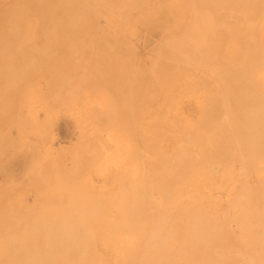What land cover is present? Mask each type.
<instances>
[{
    "label": "rangeland",
    "instance_id": "obj_1",
    "mask_svg": "<svg viewBox=\"0 0 264 264\" xmlns=\"http://www.w3.org/2000/svg\"><path fill=\"white\" fill-rule=\"evenodd\" d=\"M69 1L71 2L70 5ZM91 1L30 0L29 2V0H0V238L1 241H4L5 247L8 246L6 251L7 255L4 256V258L1 257L0 264H21L8 256L13 254L14 256L20 257L22 255L21 248L23 240L21 241L20 237H24L21 238L24 239V245L26 243L28 244H26L28 248H30L29 244L31 242V248H38V243L40 245L42 242V234L40 233H43L50 219L53 217L55 218V216L57 218L68 217V215L72 216L71 218L74 220L79 218L83 225L84 235L86 238H89V242H93H88L84 250L79 247V249L75 248L73 253L71 251L72 254L77 256L72 255L74 259H83L80 264H146L145 258L147 254L149 252L153 253L155 248L158 249V247L162 245L159 243L161 239H159V237L150 240L152 249L147 248L146 244L150 225L153 224L152 222H158L162 217L164 218L159 221L162 230L164 232L168 230V236L172 235L174 231H177V234L174 232L175 236L180 235L177 236V238L174 237L176 239H173L174 242H169L175 245H173L174 248H172L171 251L169 250V253L167 249H165V255L168 258L166 261L169 260L172 262H165L166 264H180L182 261L184 262L181 264H188V257L186 256L188 254L189 257L192 256V258H189L192 260V264H195L196 260H198L197 264H250L248 258L250 260L252 256H256L257 254L255 253L261 250L258 246L261 247L264 243H262L261 240L264 239V232L262 231L264 230V225H259L261 216L255 215V218L253 217L254 214H251L248 219H246V222L252 225V231L254 232L253 236L256 237V242L254 243L252 241L253 243L251 244L249 243L251 241H244L240 226H238V218H236L239 215L237 211H235L238 210L239 212L240 208L238 207L239 205L233 203L242 195L248 194L246 196L250 197L249 202L255 207L254 211L257 213H264V199H262L264 198V193H262V189L264 188V153L258 154L252 159L249 158L250 143L248 142L250 141V134L253 133V129L248 127L246 129L240 122L244 118L243 115L250 112L253 103L252 100L254 96L257 95L256 92L260 97H264V77L261 76L263 73L260 72L261 69L262 72H264V60L260 64V68L258 67L255 71L250 68L255 61L254 54L257 51H263L264 47V0H217L219 2H216V0H176L177 2L174 0ZM239 1H241V3ZM178 2H183L184 4ZM253 3L256 5L253 6ZM79 4L83 5L80 6ZM91 4H94V7H92ZM249 4V8L254 11L251 12L250 9H246ZM84 5L89 11L83 7ZM251 6L253 7L251 8ZM199 7L201 9H199ZM243 7L245 11L242 10ZM196 10H201L200 14L196 12ZM68 11H70V13ZM146 11H148V13L150 11V13L148 14ZM244 12H246V14ZM192 14L194 16H192ZM82 15L85 16L83 17ZM83 18H85V20ZM248 18L251 19V22ZM81 19L84 21L82 24ZM89 19L90 22L88 21ZM65 21H67V23ZM29 23L31 24L29 25ZM260 26L261 29H259ZM232 27H234V29ZM260 36L262 38H260ZM213 44L217 45L215 46ZM214 47H217V49H214ZM256 49L257 51H255ZM236 51H239V53ZM232 52L235 54L233 58V55H231L233 54ZM208 56L211 58H208ZM234 58L236 60L231 61ZM229 62L232 65H230ZM236 62H244L245 70L249 73L250 69L252 70L251 74L253 76L249 74L252 79L248 80L242 77L246 76L248 78V72L244 70V72L241 73L240 70H237ZM29 68L33 69L30 73H26L30 71ZM257 70L260 73H258ZM219 71L222 72L221 76H219ZM257 73L258 75L260 74V79ZM222 78H224V81H227L224 82L222 80V82ZM257 79L260 81H256ZM250 80H253V82L256 81V83L250 82ZM255 84H257V86L259 84L258 88H260V90L258 89V91H260V93L257 91V88H254ZM260 85H262V87H260ZM46 87H48V89ZM224 88L226 89L224 90ZM244 88L246 90H244ZM226 91L228 93H226ZM221 93H225L226 96ZM222 96H225V100L227 98L226 102H224V97L221 98ZM225 103L228 104L226 105ZM226 108L228 112H226ZM202 110L204 112H202ZM194 128H196L197 132L194 131ZM236 128L240 129V131L236 130ZM204 129L206 133L203 131ZM216 129L218 130L215 131ZM189 131L192 132V135L189 134ZM249 131H252V133ZM201 132L205 135H200ZM211 134L214 136L212 138H215L214 141L212 138L208 139ZM189 135L191 136L189 137ZM219 135L222 136L219 137ZM239 137H241V139ZM191 138H193L191 141L192 143L190 142ZM196 138L197 140L194 142ZM211 139L212 143H209L208 141ZM200 141L203 144H201ZM204 141L207 143L204 144ZM262 148L264 150V141H262ZM176 149L179 150L177 151ZM246 150L249 153H247ZM191 151L193 152L191 153ZM235 151L236 153L234 154ZM155 152L157 154L159 153V156L161 154V156L159 157ZM176 153H178V156H176ZM114 154L117 155L114 156ZM126 154L127 157L124 156ZM163 156L164 158H162ZM167 156L169 157L167 158ZM173 156L175 157L173 158ZM187 157L190 160L192 159L191 161L194 162V164L196 163L198 165L195 164L197 168L194 166L195 168L192 171L187 170L186 172L185 169H182V167L178 165V161L175 162V160L176 158H178V160L180 158L185 164ZM247 158L249 160H247ZM168 159L170 161H168ZM160 161L164 164L165 161H168L173 165L172 167L170 163L165 165L162 164L165 166L164 170L162 169L164 173L168 169L166 165H169V170L172 168L169 171L170 173L171 171L174 172L177 168L178 170L181 168V170L178 171V173H175L177 172L175 171L174 174H164L161 172L162 165ZM158 162H160V164ZM156 164H158V166ZM175 164H177V168ZM198 166H201L202 170L200 167V169L197 170ZM154 167L156 168L155 171H153ZM174 167L176 168L175 170H173ZM256 167L257 169L255 170ZM148 169L149 173L151 172L150 174H148ZM195 169L199 173L195 171ZM157 170H159L160 173L157 172ZM145 171H147V174L144 173ZM159 174L160 176L162 175L161 178L164 176L162 182L164 183L165 195L158 189V191L156 190L160 182L158 183L155 176ZM149 175L150 178H155L154 181L148 178ZM167 175L170 177H165ZM202 175H204V177ZM79 176L81 177L79 178ZM118 177L120 178L119 181L122 182L118 181ZM142 177H147V180L145 178L143 181ZM171 177L173 178L171 179ZM195 179L196 181L198 180V182H194ZM75 180L77 182H75ZM145 180L148 181V185H144L146 182ZM165 180L166 184L164 182ZM136 181L139 183H136ZM194 183L196 185H194ZM119 184H123V186L120 188ZM130 184L132 187H129ZM136 184L138 185L136 186ZM150 185L154 187L153 189H155L156 192ZM175 185L176 189L174 188ZM133 186H135L136 189L139 186V189H137L139 191ZM146 186L147 192L145 191ZM149 186L151 188H149ZM178 188L179 190H177ZM257 188L260 189V192ZM117 189H121L123 192L120 193L121 191ZM53 190H55V192H53ZM124 190H127L129 195L128 193L124 194V192H126ZM131 191L132 194L130 195ZM133 192L136 193L134 195L135 198H132ZM144 192L146 197L144 199L145 201L142 200L141 203H139L140 207H142L141 214L143 216L141 217L140 215L137 219H134L136 220V227H134V231H132L122 224L124 223L123 212L128 208L130 209V207L134 205V201L136 200V203L139 195ZM157 192L162 193V196L160 193L158 195ZM181 192L183 193L181 194ZM72 193L77 196L81 195L82 199H80V196L77 198L74 196L77 201L74 200ZM85 193L88 194L87 196L89 197H93V195L95 197V194H97L96 196L98 198L94 201V197H88L89 200ZM258 193L262 195L259 199ZM48 194L50 196H48ZM121 194L123 197H121ZM177 194L178 197L176 196ZM108 195L112 198H108ZM113 195H116V197ZM169 195L171 197L174 196L171 198ZM193 195L196 201L191 199ZM83 197L89 201L83 200ZM129 197L134 201H131ZM43 198L46 201H40V199ZM57 198L59 200H57ZM107 198L110 199V201H107ZM69 199L73 200V202L75 201V206L81 204V207L82 203L80 200H82V202L85 203H83L85 208L82 207V209L78 206V209L83 210V213L86 211L89 212V210L91 212V210L97 207L95 206V208H93L92 206L98 204V201L101 200L100 202L102 203L98 205L100 206L102 204V207L105 205L103 209H106L107 204L106 211L99 207L102 209L100 210L101 215L103 211V214L106 212V216L96 215L100 214V211H98L99 208L95 209V213L98 211L96 214L91 213L93 216H98L97 218L95 216L92 218L93 216H91L90 212L89 215H87L88 212L85 214L79 212L81 215L77 216L78 212L76 214V207L74 206V210L73 203ZM173 199H175V201H173ZM153 200H156L158 203L156 204V201H154V203ZM254 200L255 202H252ZM79 201L80 204H77L76 202ZM126 201L130 204L129 206L124 205ZM176 201H178L179 204ZM68 202H71L72 205H69ZM92 202L94 203L93 205H91ZM120 202H123L122 205L119 204ZM173 202H176V205L179 207L177 208ZM182 202L185 203L183 204ZM52 203L56 206L52 205ZM145 204H147V207H145ZM186 204H188V207ZM201 205L203 206L200 208L199 206ZM63 206L66 208L63 209ZM49 207L53 211L50 210ZM69 207L73 208V213L70 211L71 209H69ZM182 207H185V209ZM203 207L204 209L207 208L209 211L205 209L206 212ZM44 208L47 210V212L45 210V213L43 210ZM182 209L185 210V213ZM188 209L190 212L198 210V212L204 214L203 218L209 223V227H214L215 225L219 226L223 222L224 228L221 226L219 227L224 231L226 230L225 232L223 231L221 235L222 238L227 234L226 239H224L225 237L222 238L224 243L221 240L218 248L217 246L211 245L208 249L204 246H198L199 248L194 247L192 242H188V240H186L188 226L190 227L188 224ZM210 209L212 210L211 213ZM62 210L65 211L61 212ZM68 210L72 213H70L71 215L69 213L66 214ZM147 210L150 211L148 212ZM92 212L94 213V211ZM118 212H122L120 213L121 218L118 216ZM34 213H36L35 217ZM180 213H182L184 218ZM20 216H24L23 221L21 220L22 222H20L21 224L17 222L22 219ZM32 217H37V219ZM110 217L115 218L113 220L118 218L117 220H120L121 224L118 221L114 222L112 219H108V221H113V224L111 222L108 223L106 218ZM223 217L226 218L221 220ZM96 219L103 223L105 220L106 224L103 225L102 222L99 223ZM145 219L149 221H143L145 224H142V220ZM166 219H168L169 222ZM176 219L179 220V222ZM47 220L48 223L45 222ZM174 220L177 222H174ZM116 222H118V225L116 224L115 226L114 223ZM171 222H174L173 227ZM29 223L32 224L30 225ZM178 223H182L180 227ZM37 224L40 229L36 226ZM107 224L111 227L112 232L110 231V227L107 229V226L106 229L109 233L106 235L104 234V227ZM168 224L171 226H168ZM32 228L34 229L31 230ZM221 228L220 230H222ZM100 229L104 230L101 231ZM179 230L183 232L181 231V233ZM118 231L120 233H118ZM258 231L262 238L259 237L260 235H256V233H259ZM26 232H30L28 237L25 235ZM115 232L116 235L118 234L120 236L122 232L124 236L126 233L129 234V232H131V237H129L130 235L128 236V234H126L125 237L117 236L119 241H116L117 238L114 239V237H112L115 235L113 234ZM134 232L135 235L132 234ZM17 233L19 236L22 233L21 236L18 237L20 243L22 242L21 245L18 244ZM136 237L140 239L138 238L137 241ZM179 237L181 238L180 240ZM247 237L249 236L247 235ZM120 238L123 239L121 240ZM240 238H243L242 242L245 246L248 245L245 244L246 242L249 243L252 248L250 249L248 245L249 247L244 246V249ZM245 239L247 238L245 237ZM257 240L259 242L258 244H256ZM28 241H30V243H28ZM121 241L123 246L120 243V247L118 243ZM126 241H129L128 245ZM161 241L162 239L160 242ZM175 241L177 243H175ZM14 243H17V245L15 244L16 247ZM140 243H143L142 245L144 246ZM182 244L185 247H183ZM116 246H118V248L123 247V250L116 249ZM16 248L18 253L16 252ZM216 248L219 250H216L217 253L215 252ZM246 248H249V250ZM173 249L174 251H172ZM177 249L180 250L177 251ZM227 249H229V252ZM185 250L193 255L187 253V251L185 252ZM220 250L224 251V255H222ZM78 252L82 254L77 255ZM194 252L197 253L195 254ZM239 252L242 254L239 255ZM19 253H21V255ZM174 253H176V255ZM179 253L184 255L183 257H186V259H183ZM230 254L231 256H229ZM171 255L172 258H169ZM177 255H179V257H177ZM227 255L230 258H228ZM176 257L179 259L177 260ZM232 258L234 260H232ZM98 259L100 260L98 261ZM185 260L187 263H185ZM216 260L218 261L216 262ZM199 261H202V263ZM231 261H233V263H231ZM260 263L261 262H259V264Z\"/></svg>",
    "mask_w": 264,
    "mask_h": 264
},
{
    "label": "bare ground",
    "instance_id": "obj_2",
    "mask_svg": "<svg viewBox=\"0 0 264 264\" xmlns=\"http://www.w3.org/2000/svg\"><path fill=\"white\" fill-rule=\"evenodd\" d=\"M32 1V0H31ZM68 1V0H67ZM91 1V0H90ZM95 1V0H94ZM97 1V0H96ZM173 1V0H172ZM174 1H176V0H174ZM202 1H205V0H202ZM215 1V0H214ZM236 1V0H235ZM247 1H249V0H247ZM257 1V0H256ZM29 2H30V0H29ZM58 2V1H57ZM63 2V1H62ZM74 2H75V0H74ZM79 2V1H78ZM92 2V1H91ZM137 2H139V1H137ZM177 2V1H176ZM200 2V1H199ZM216 2H219V1H217L216 0ZM229 2V1H228ZM240 3H241V1H239ZM245 2V1H244ZM73 3V2H72ZM77 3V2H76ZM170 3V2H169ZM171 3H173V2H171ZM178 3H183V2H178ZM205 3V2H204ZM210 3V2H209ZM208 3V4H209ZM238 3V2H237ZM243 3V2H242ZM257 3V2H256ZM28 4V3H27ZM51 4V3H50ZM60 4V3H59ZM63 4V3H62ZM71 4V2L69 1V5ZM88 4H90V3H88ZM139 4V3H138ZM184 4V3H183ZM196 4V3H195ZM225 4V3H224ZM244 4V3H243ZM246 4V3H245ZM260 4H261V2H260ZM24 5V4H23ZM32 5V4H31ZM61 5V4H60ZM65 5H67V4H65ZM69 5H68V7H69ZM80 5V4H79ZM83 4H81L80 6H82ZM92 5V4H91ZM94 5V4H93ZM92 5V7H94ZM212 5V4H211ZM256 4L255 3H253V6H255ZM79 6V7H80ZM136 6V5H135ZM146 6V5H145ZM144 6V7H145ZM169 6V5H168ZM194 6V5H193ZM246 6H247V4H246ZM253 6H251V8L253 7ZM30 7V6H29ZM74 7H76V6H74ZM83 7H85V5L83 6ZM185 7H186V5H185ZM195 7V6H194ZM250 7V4H249V6H248V8H246V9H250L249 8ZM257 7V6H256ZM64 8V7H63ZM86 8V7H85ZM89 8H90V6H89ZM75 9V8H74ZM145 9H147V8H145ZM164 9V8H163ZM172 9V8H171ZM199 9H201L200 7H199ZM204 9V8H203ZM240 9V8H239ZM244 9V7L242 8V10ZM264 9V8H263ZM63 10V9H62ZM86 10L87 11H89V9L88 8H86ZM85 10V11H86ZM158 10V9H157ZM188 10V9H187ZM156 11V10H155ZM193 11V10H192ZM201 11V10H200ZM200 11L199 10H196V12H199V14H200ZM206 11H207V9H206ZM243 11H245V10H243ZM250 11L252 12V11H254V10H252V9H250ZM249 11V12H250ZM263 11V10H262ZM62 12V11H61ZM69 13H70V11H68ZM79 12H80V9H79ZM147 13H148V11H146ZM152 12V11H151ZM154 12V11H153ZM218 12V11H217ZM242 12V11H241ZM240 12V13H241ZM247 12V11H246ZM246 12H244L245 14H246ZM249 12H248V14H249ZM261 12V11H260ZM149 13H150V11H149ZM148 13V14H149ZM18 14V13H17ZM20 14V13H19ZM47 14V13H46ZM48 14H49V12H48ZM54 14V13H53ZM66 14V13H65ZM68 14V13H67ZM89 14V13H88ZM152 14V13H151ZM247 14V15H248ZM250 14H252V13H250ZM41 16H43L42 14H40ZM50 15V14H49ZM71 15V14H70ZM70 15H68V16H70ZM196 15V14H195ZM65 16V15H64ZM74 16V15H73ZM81 16V15H80ZM83 16V15H82ZM85 16V15H84ZM83 16V17H84ZM149 16H151V15H149ZM192 16H194L193 14H192ZM224 16V15H223ZM248 16H251V15H248ZM152 17V16H151ZM190 17V16H189ZM208 17H210V16H208ZM53 18H54V16H53ZM65 18V17H64ZM193 18V17H192ZM246 18V17H245ZM252 18V17H251ZM259 18V17H258ZM257 18V19H258ZM59 19V18H58ZM68 19V18H67ZM73 19V18H72ZM71 19V20H72ZM84 20H85V18H83ZM88 19V18H87ZM90 19H92V18H90ZM90 19L88 20L89 22H90ZM249 19V18H248ZM253 19V18H252ZM212 20V19H211ZM228 20V19H227ZM251 19H249V21H250ZM27 21V20H26ZM62 21H64V20H62ZM194 21H195V18H194ZM207 21H208V19H207ZM257 21V20H256ZM255 21V22H256ZM56 22V21H55ZM66 23H67V21H65ZM78 22H80V21H78ZM77 22V23H78ZM84 21H82V19H81V24L83 23ZM251 22V21H250ZM264 22V21H263ZM37 23V22H36ZM50 23V22H49ZM87 23V22H86ZM93 23V22H92ZM31 23H29V25H30ZM75 24V23H74ZM90 24V23H89ZM192 24V23H191ZM213 24V23H212ZM260 24H262V23H260ZM259 24V25H260ZM27 25V24H26ZM206 25V24H205ZM263 25H264V23H263ZM36 26V25H35ZM84 26V25H83ZM192 26V25H191ZM188 27H190V26H188ZM221 27V26H220ZM19 28V27H18ZM66 28V27H65ZM231 28V27H230ZM233 29H234V27H232ZM259 28V27H258ZM17 29V28H16ZM26 29V28H25ZM84 29V28H83ZM92 29V28H91ZM214 29V28H213ZM259 29H261V26H260V28ZM258 29V30H259ZM236 30V29H235ZM234 30V31H235ZM196 31V30H195ZM203 31V30H202ZM261 31H263V30H261ZM82 32V31H81ZM259 32H260V30H259ZM208 33V32H207ZM223 33V32H222ZM237 33V32H236ZM255 33V32H254ZM263 33H264V31H263ZM262 33V34H263ZM43 34V33H42ZM45 34V33H44ZM240 34V33H239ZM253 34V33H252ZM259 34H261V33H259ZM215 35V34H214ZM244 35V34H243ZM251 35V34H250ZM249 35V36H250ZM201 36V35H200ZM235 36V35H234ZM233 36V37H234ZM262 36V35H261ZM260 36V38H262ZM212 37H213V35H212ZM215 37V36H214ZM229 38V37H228ZM235 38H236V36H235ZM234 38V39H235ZM207 39V38H206ZM216 39H217V37H216ZM219 39V38H218ZM231 39V38H230ZM210 40V39H209ZM44 41V40H43ZM48 41H49V39H48ZM53 41V40H52ZM198 41H199V39H198ZM197 41V42H198ZM213 41V40H212ZM220 41V40H219ZM231 41V40H230ZM194 42H196V41H194ZM45 43H46V41H45ZM83 43V42H82ZM200 43V42H199ZM215 43H216V41H215ZM254 43V42H253ZM186 44V43H185ZM194 44H196V43H194ZM201 44V43H200ZM205 44V43H204ZM240 44V43H239ZM246 44V43H245ZM255 44V43H254ZM42 45H43V43H42ZM187 45V44H186ZM196 45H198V44H196ZM213 45H217V44H213ZM45 46V45H44ZM188 46H190L189 44H188ZM195 46V45H194ZM200 46V45H199ZM233 46V45H232ZM40 47H43V46H40ZM77 47V46H76ZM193 47V46H192ZM197 47V46H196ZM202 47V46H201ZM210 47V46H209ZM213 47V46H212ZM219 47V46H218ZM47 48V47H46ZM190 48H191V46H190ZM199 48V47H198ZM205 48H206V46H205ZM238 48V47H237ZM257 48V47H256ZM200 49H202V48H200ZM211 49V48H210ZM214 49H217V47L215 48L214 47ZM254 49V48H253ZM252 49V50H253ZM40 50H41V48H40ZM193 50L195 51V49L193 48ZM203 50V49H202ZM206 50V49H205ZM236 50V49H235ZM237 50H239V49H237ZM242 50V49H241ZM251 50V51H252ZM208 51V50H207ZM224 51V50H223ZM222 51V52H223ZM255 51H257V49L255 50ZM254 51V52H255ZM213 52V51H212ZM237 52V51H236ZM235 52V53H236ZM242 52V51H241ZM42 53V52H41ZM207 53V52H206ZM209 53V52H208ZM214 53H216V52H214ZM224 53H226V52H224ZM228 53H229V51H228ZM233 54H231V55H233L232 56V58L235 56V54H234V52H232ZM237 53H239V51L237 52ZM43 54V53H42ZM189 54H191V53H189ZM194 55V54H193ZM206 55V54H205ZM222 55V54H221ZM224 55H226V54H224ZM230 55V54H229ZM255 56H254V58H255V61L252 63V67H250L253 71H255L259 66H260V64L262 63V61L264 60V47H263V51H257L255 54H254ZM227 56V55H226ZM196 57V56H195ZM203 57V56H202ZM210 56H208V58H209ZM243 57H244V55H243ZM248 57V56H247ZM252 57V56H251ZM33 58V57H32ZM199 58V57H198ZM206 58V57H205ZM211 58V57H210ZM195 59V58H194ZM223 59V58H222ZM245 59V58H244ZM247 59V58H246ZM39 60V59H38ZM38 60H37V62H38ZM226 60V59H225ZM231 60V59H230ZM234 60H236L235 58L233 59V60H231V61H234ZM226 61H228V60H226ZM251 61V60H250ZM32 62V61H31ZM30 62V63H31ZM195 62V61H194ZM217 62H219V61H217ZM264 62V61H263ZM28 63V62H27ZM33 63V62H32ZM204 63V62H203ZM226 63V62H225ZM230 63V62H229ZM205 64V63H204ZM234 64V63H233ZM236 64H237V70H240L241 71V73L242 72H244V70H245V65H244V62L242 63V62H239V63H237L236 62ZM29 65V64H28ZM213 65V64H212ZM230 65H232L231 63H230ZM264 65V64H263ZM263 65H262V67H263ZM27 66V65H26ZM39 66V65H38ZM37 66V67H38ZM228 66V65H227ZM31 67H32V65H31ZM216 67V66H215ZM34 68V67H33ZM32 68V69H33ZM226 68V67H225ZM233 68H234V66H233ZM260 68V67H259ZM30 69V71H27L26 73H30L31 71H32V69L31 68H29ZM29 69H27V70H29ZM39 69V68H38ZM250 69V73L247 71V70H245L246 72H248V75L250 74V75H252L251 73V70ZM15 70V69H14ZM237 70H236V72H237ZM264 70V69H263ZM24 71V70H23ZM229 71V70H228ZM258 71V70H257ZM217 72V71H216ZM220 72V71H219ZM260 72L261 73H263V75H264V72H262V69L260 70ZM259 71H258V73H260ZM22 73V72H21ZM47 73V72H46ZM221 73L222 72H220V75L219 76H221ZM225 73V72H224ZM239 73V72H238ZM258 73H257V75H258ZM62 74V73H61ZM226 74V73H225ZM15 75V74H14ZM250 75L248 76V78L246 77V76H242V77H245L246 79H252L251 77H250ZM255 75V74H254ZM256 75V76H257ZM263 75H261L262 77H264ZM253 76V75H252ZM260 74L258 75V78L260 79ZM178 77H179V75H178ZM218 77V76H217ZM226 77V76H225ZM27 78V77H26ZM46 79V78H45ZM64 79V78H63ZM224 78H222L221 79V81L223 80ZM256 79V78H255ZM259 79H257L256 81H258ZM20 80V79H19ZM30 80V79H29ZM241 80V79H240ZM16 81H17V79H16ZM224 81V80H223ZM222 81V82H223ZM227 80H225L224 82H226ZM253 82V80H250V82ZM256 81H254L253 83H256ZM260 81V80H259ZM262 81H263V79H262ZM262 81H261V83H262ZM56 82V81H55ZM64 83V82H63ZM158 83V82H157ZM252 83V84H253ZM264 83V82H263ZM164 84V83H163ZM260 84V83H259ZM259 84H258V86H257V84H255V86H254V88L256 89L257 88V91H258V89L260 90V88H258L259 87ZM14 85V84H13ZM17 85V84H16ZM249 85H250V83H249ZM17 87V86H16ZM207 87H208V84H207ZM260 87H262V85H260ZM9 88H10V86H9ZM47 89H48V87H46ZM50 88V87H49ZM54 88V87H53ZM226 88H224V90H225ZM121 90V89H120ZM168 90V89H167ZM207 90V89H206ZM244 90H246L245 88H244ZM264 90V89H263ZM166 91V90H165ZM261 91H262V88H261ZM42 92V91H41ZM259 93H260V91H258ZM67 93V92H66ZM167 93V92H166ZM212 93V92H211ZM226 93H228L227 91H226ZM255 93V92H254ZM263 93V92H262ZM205 94V93H204ZM208 94H209V92H208ZM221 94H223V93H221ZM246 94H248V93H246ZM256 94L258 95V93L256 92ZM55 95V94H54ZM154 95V94H153ZM223 95H225V93L223 94ZM229 95V94H228ZM257 95H255L254 96V99L252 100L253 101V103H252V107H251V109H250V112L249 113H247L246 115H243L244 116V118L242 119V121H240L242 124H243V127H245L246 129H247V127L248 128H251V129H253V133H252V131H249L250 133H252V134H250L251 135V138H250V141L248 142V143H250V155H249V158H254L255 156H257L258 154H263L264 152V150H263V148H262V141H264V97L262 98V97H260L259 95L257 96ZM145 96V95H144ZM207 96V95H206ZM226 96V95H225ZM225 96H222L221 98H223L224 97V102H226V100H227V98H226V100H225ZM263 96H264V93H263ZM41 97V96H40ZM111 97V96H110ZM153 97V96H152ZM233 97H234V95H233ZM250 97H252V96H250ZM229 101V100H228ZM74 102V101H73ZM206 102V101H205ZM223 102V101H222ZM230 102V101H229ZM245 102V101H244ZM230 103H232V102H230ZM229 103V104H230ZM235 103V102H234ZM226 104V103H225ZM228 104V103H227ZM226 104V105H227ZM66 105V104H65ZM112 105V104H111ZM208 105H209V102H208ZM234 105H236V104H234ZM206 106V105H205ZM242 106V105H241ZM240 106V107H241ZM222 107V106H221ZM227 107V106H226ZM229 107H230V105H229ZM243 107V106H242ZM11 108V107H10ZM143 109V108H142ZM232 109V108H231ZM243 109H244V107H243ZM225 110H227V108L225 109ZM240 110V109H239ZM231 111V110H230ZM245 111V110H244ZM111 112V111H110ZM146 112V111H145ZM202 112H204L203 110H202ZM220 112V111H219ZM226 112H228V110L226 111ZM248 112V111H247ZM230 113V112H229ZM246 113V112H245ZM204 114V113H203ZM98 115V114H97ZM96 115V116H97ZM105 115V114H104ZM228 115V114H227ZM7 116V115H6ZM99 116V115H98ZM204 116V115H203ZM225 116V115H224ZM230 117V116H229ZM113 118V117H112ZM227 119V118H226ZM231 119V118H230ZM213 120V119H212ZM218 120V119H217ZM216 120V121H217ZM232 121V120H231ZM235 121V120H234ZM234 121H233V123H234ZM113 122V121H112ZM222 122V121H221ZM218 123V122H217ZM223 123V122H222ZM227 123V122H226ZM236 123V122H235ZM105 124V123H104ZM111 124V123H110ZM94 125V124H93ZM106 125V124H105ZM112 125V124H111ZM145 125V124H144ZM214 125V124H213ZM220 125H221V123H220ZM233 125V124H232ZM104 126V125H103ZM130 126V125H129ZM195 126V125H194ZM236 126V125H235ZM234 126V127H235ZM98 127V126H97ZM115 127V126H114ZM148 127V126H147ZM221 127V126H220ZM224 127V126H223ZM222 127V128H223ZM241 127V126H240ZM113 128V127H112ZM118 128V127H117ZM193 128V127H192ZM215 128V127H214ZM222 128H220V129H222ZM233 128V127H232ZM102 129V128H101ZM104 129H105V127H104ZM115 129V128H114ZM121 129V128H120ZM130 129H131V127H130ZM149 129V128H148ZM195 130V132H197V130H196V128H194ZM206 129V128H205ZM203 130L204 132L206 131V130ZM218 129H219V127H218ZM218 129H216L215 131H217ZM242 129V128H241ZM96 130V129H95ZM106 130V129H105ZM112 130V129H111ZM236 130H239L240 131V129H238V128H236ZM250 130V129H249ZM104 131V130H103ZM121 131V130H120ZM157 131V130H156ZM202 131V132H203ZM238 131V132H239ZM247 131V130H246ZM96 132V131H95ZM124 132H125V130H124ZM191 131H189V134H191L192 135V132H193V130H192V132L190 133ZM201 132V134L200 135H202L203 133ZM222 132V131H221ZM248 132V133H249ZM104 133V132H103ZM112 133V132H111ZM115 133H117V132H115ZM206 133V132H205ZM228 133V132H227ZM119 134V133H118ZM126 134V133H125ZM194 134V133H193ZM224 134H225V132H224ZM237 134H239V133H237ZM242 134V133H241ZM247 134V133H246ZM246 134H244V135H246ZM191 135H189V137L191 136ZM203 135H205V134H203ZM215 135V134H214ZM235 135H236V132H235ZM234 135V136H235ZM240 135V134H239ZM238 135V136H239ZM127 136V135H126ZM125 136V137H126ZM186 136V135H185ZM195 136V135H194ZM222 136V135H221ZM220 135H219V137H221ZM120 137V136H119ZM124 137V138H125ZM128 137V136H127ZM188 137V138H189ZM193 137V136H192ZM202 137V136H201ZM212 137H214L212 134H211V136L208 138V139H210V138H212ZM218 137V138H219ZM224 137V136H223ZM237 137V136H236ZM235 137V138H236ZM101 138V137H100ZM116 138V137H115ZM144 138V137H143ZM199 138V137H198ZM240 139H241V137H239ZM105 139V138H104ZM192 139L193 138H191V140H190V142L192 141ZM204 139H206V138H204ZM213 139V138H212ZM212 139L210 140V141H208L209 143H212L211 141H212ZM220 139V138H219ZM223 139V138H222ZM226 139V138H225ZM248 139V138H247ZM105 140H107V139H105ZM122 140V139H121ZM186 140H187V138H186ZM197 140V138L194 140V142ZM200 140V139H199ZM198 140V141H199ZM201 140H203V139H201ZM215 140V138L213 139V141ZM245 140V139H244ZM103 141V140H102ZM116 141V140H115ZM123 141V140H122ZM124 141H125V139H124ZM150 141V140H149ZM206 141V140H205ZM204 141V144L205 143H207V142H205ZM228 141V140H227ZM226 141V142H227ZM236 141H237V139H236ZM239 141V140H238ZM243 141V140H242ZM147 142V141H146ZM155 143V142H154ZM192 143V142H191ZM200 143H201V141H200ZM214 143V142H213ZM239 143V142H238ZM246 143V142H245ZM245 143H244V145H245ZM105 144V143H104ZM146 144V143H145ZM190 144V143H189ZM197 144H198V142H197ZM201 144H203V143H201ZM217 144V143H216ZM237 144V143H236ZM242 144V143H241ZM149 145V144H148ZM191 145V144H190ZM238 145V144H237ZM110 146V145H109ZM208 146H210V145H208ZM226 146V145H225ZM241 146V145H240ZM248 146V145H247ZM115 147V146H114ZM159 147V146H158ZM224 147V146H223ZM232 147V146H231ZM231 147H230V149H231ZM237 147V146H236ZM132 148H134V147H132ZM207 148V147H206ZM241 148V147H240ZM130 149V148H129ZM129 149H128V151H129ZM185 149V148H184ZM244 149V148H243ZM135 150V149H134ZM138 150V149H137ZM154 150V149H153ZM177 151L179 150V149H176ZM183 150V149H182ZM236 150V149H235ZM249 150V149H248ZM96 151V150H95ZM136 151V150H135ZM232 151H234V150H232ZM92 152H93V150H92ZM116 152V151H115ZM117 152H118V150H117ZM173 152V151H172ZM175 152V151H174ZM193 151H191V153H192ZM245 152V151H244ZM246 152H247V150H246ZM137 153V152H136ZM156 153V152H155ZM179 153V152H178ZM178 153H176V156H178L177 154ZM185 153V152H184ZM236 153V151L234 152V154ZM247 153H249V152H247ZM93 154V153H92ZM99 154H102V153H99ZM130 154V153H129ZM133 154V153H132ZM157 154V153H156ZM159 154V153H158ZM157 154V155H158ZM163 154V153H162ZM194 154V153H193ZM204 154V153H203ZM115 155H117V154H114V156ZM131 155V154H130ZM139 155V154H138ZM166 155V154H165ZM164 155V156H165ZM170 155H171V153H170ZM179 155H181V154H179ZM187 155V154H186ZM189 155V154H188ZM205 155V154H204ZM223 155V154H222ZM96 156V155H95ZM102 156V155H101ZM124 156H126L127 157V154L126 155H124ZM159 156V155H158ZM160 156H161V154H160ZM159 156V157H160ZM164 156L162 157V158H164ZM243 156V155H242ZM247 156V155H246ZM97 157V156H96ZM95 157V158H96ZM100 157V156H99ZM118 157V156H117ZM119 157H120V155H119ZM158 157V158H159ZM169 156H167V158H168ZM175 156H173V158H174ZM76 158V157H75ZM161 158V159H162ZM181 158V157H180ZM179 158V160H181V161H179L178 160V158H176V160H175V162L176 161H178L177 163H178V165L180 166V167H182V169H185L186 170V172H187V170L188 171H192L196 166H195V164H194V162H192L190 159H188V157L186 158V160H185V164H184V162L182 161V159H180ZM191 158V157H190ZM203 158H204V156H203ZM202 158V159H203ZM222 158H223V156H222ZM245 158V157H244ZM97 159H98V157H97ZM160 159V158H159ZM171 159V158H170ZM201 159V158H200ZM205 159V158H204ZM209 159H210V157H209ZM91 160V159H90ZM167 160V159H166ZM194 160H195V158H194ZM197 160V159H196ZM206 160V159H205ZM246 160V159H245ZM247 160H249L248 158H247ZM256 160H257V158H256ZM162 161H163V159H162ZM168 161H170L169 159H168ZM168 161H165V164H169L170 162H168ZM259 161V160H258ZM161 162V161H160ZM160 162H158L159 164H160ZM164 162V161H163ZM166 162H168V163H166ZM173 162V161H172ZM197 162H199V161H197ZM154 164V163H153ZM162 164H164V163H162L161 162V165ZM164 164V165H165ZM89 165V164H88ZM157 166H158V164H156ZM170 165H172V163H170ZM196 165H198V164H196ZM246 165V164H245ZM253 165V164H252ZM155 166V165H154ZM167 167H168V169H167V171L164 173V172H162V169L164 170V167L165 166H161V172L162 173H164V174H169L170 172V170L172 169H170L169 170V165H166ZM177 166V164H175V167ZM195 166V167H194ZM83 167V166H82ZM153 167V166H152ZM172 167H173V165H172ZM173 168V170H175L176 168ZM201 168V166H198V169L197 170H199L200 168ZM250 167V166H249ZM158 168V167H157ZM197 168V167H196ZM251 168V167H250ZM151 169V168H150ZM155 167H154V169H153V171H155ZM205 169V168H204ZM257 169V167L255 168V170ZM180 170H181V168H180ZM180 170H178V168L175 170V171H177V172H175V173H178V171H180ZM196 169H195V171H197ZM201 170H202V168H201ZM85 171V170H84ZM77 172V171H76ZM82 172V171H81ZM147 171H145L144 173H146ZM157 172H159L160 173V171L159 170H157ZM174 172H172L171 171V173L170 174H174ZM198 172V171H197ZM151 173V172H150ZM149 173V169H148V174H150ZM180 173V172H179ZM193 173V172H192ZM199 173V172H198ZM204 173V172H203ZM253 173H254V171H253ZM147 174V173H146ZM157 174V173H156ZM182 174H183V172H182ZM186 174V173H185ZM188 174H189V172H188ZM193 174H195V173H193ZM124 175V174H123ZM144 175V174H143ZM153 175H154V172H153ZM180 175H181V173H180ZM192 175V174H191ZM198 175H200V174H198ZM197 175V176H198ZM69 176V175H68ZM82 176V175H81ZM81 176H79V178L81 177ZM124 176H126V175H124ZM145 176V175H144ZM162 176V175H161ZM161 176H160V174L159 175H157V176H155V178L157 179V181H158V183L160 182V185L159 186H157V188H156V190L158 189L160 192H162L163 194L165 193V189H164V183L162 182V179H163V177L161 178ZM203 177H204V175H202ZM120 177V176H119ZM117 178L118 179V181H119V179L120 178ZM165 177H170L169 175H167V176H165ZM202 177V178H203ZM76 178H77V176H76ZM75 178V179H76ZM83 178V177H82ZM81 178V179H82ZM125 178V177H124ZM128 178V177H127ZM137 178V177H136ZM146 178V180H147V177H142V180L144 181V179ZM148 178H150V175H149V177ZM155 178H150V180L151 179H153V181H154V179ZM173 177H171V179H172ZM192 178H193V176H192ZM197 179V178H196ZM196 179L194 180V182L196 181ZM80 180V179H79ZM135 180V179H134ZM145 180V181H146ZM175 180V179H174ZM179 180V179H178ZM117 181V182H118ZM171 181V180H170ZM190 181V180H189ZM200 181V180H199ZM66 182H68V181H66ZM73 182V181H72ZM75 182H77L76 180H75ZM116 182V181H115ZM119 182H122V181H119ZM151 182V181H150ZM165 182V184H166V180L164 181ZM168 182V181H167ZM172 182V181H171ZM177 182V181H176ZM183 182V181H182ZM196 182H198V180L196 181ZM69 183V182H68ZM124 183V182H123ZM136 183H139V182H137L136 181ZM148 183V181H146L145 183H144V185L146 184V185H148L147 184ZM152 183V182H151ZM150 183V184H151ZM178 183V182H177ZM200 183V182H199ZM206 183V182H205ZM82 184V183H81ZM88 184V183H87ZM169 184V183H168ZM184 184V183H183ZM183 184H182V186H183ZM186 184V183H185ZM192 184V183H191ZM69 185V184H68ZM75 185V184H74ZM117 185V184H116ZM120 185V188H121V186H123V184L121 185V184H119ZM138 184H136V186H137ZM178 185V184H177ZM187 185V184H186ZM194 185H196L195 183H194ZM198 185V184H197ZM200 185H202V184H200ZM128 186V185H127ZM141 186H142V183H141ZM151 187H152V189L154 188L152 185H150ZM149 186V188H151ZM168 186V185H167ZM179 186H180V183H179ZM248 186V185H247ZM69 187V186H68ZM129 187H132L131 186V184H130V186ZM134 188H135V186H133ZM139 187V186H138ZM137 187V189H139ZM145 187V186H144ZM198 187V186H197ZM242 187H244V186H242ZM91 188V187H90ZM117 188H119V187H117ZM124 188H125V186H124ZM141 188V187H140ZM175 189H176V185H175V187H174ZM183 188V187H182ZM261 188V187H260ZM55 189V188H54ZM58 189H59V187H58ZM57 189V190H58ZM84 189V188H83ZM136 189V188H135ZM136 189V190H137ZM146 190V192H147V186H146V188H145ZM151 189V190H152ZM181 189V188H180ZM244 189V188H243ZM256 189V188H255ZM56 190V191H57ZM117 190H120L121 192L120 193H122L123 192V190H121V189H117ZM128 190H130V189H128ZM143 190V189H142ZM154 191H155V189H153ZM157 190V191H158ZM171 190V189H170ZM177 190H179V188L177 189ZM186 190H187V188H186ZM246 190V189H245ZM257 190H259V192H260V189H258L257 188ZM263 190V192L262 193H264V188L262 189ZM87 191V190H86ZM124 191H126V192H124V194L125 193H128V195H129V192H127V190H124ZM137 191H139V190H137ZM141 191V190H140ZM164 191V192H163ZM181 191V190H180ZM179 191V192H180ZM189 191V190H188ZM193 191V190H192ZM191 191V192H192ZM247 191V190H246ZM249 191H250V189H249ZM252 191V190H251ZM53 192H55V190H53ZM52 192V193H53ZM59 192V191H58ZM57 192V193H58ZM76 192V191H75ZM75 192H73V193H75ZM89 192V191H88ZM142 192V191H141ZM140 192V193H141ZM151 192H153V191H151ZM156 192V191H155ZM159 192V193H160ZM169 192V191H168ZM245 192V191H244ZM72 193V194H73ZM77 193V192H76ZM116 193V192H115ZM119 193V192H118ZM117 193V194H118ZM134 193V192H133ZM158 193V192H157ZM159 193H158V195H159ZM162 193H160V195L162 194ZM171 193V192H170ZM169 193V194H170ZM175 193V192H174ZM183 192H181V194H182ZM189 193V192H188ZM38 194H39V192H38ZM50 194V193H49ZM48 194V196H50ZM54 194V193H53ZM56 194V193H55ZM71 194V195H72ZM77 194H79V193H77ZM132 194V191L130 192V195ZM136 193H134L132 196H130V197H132V198H135L134 197V195H135ZM176 194V193H175ZM174 194V195H175ZM192 194H193V192H192ZM240 194V193H239ZM259 194V193H258ZM257 194V195H258ZM85 195L87 196L88 194H86L85 193ZM85 195H83L84 197H86ZM97 194H95V197H94V195H93V197H94V201L96 200V198H98L97 196H96ZM120 195V194H119ZM147 195H149V194H147ZM151 195V194H150ZM165 195V194H164ZM168 195V194H167ZM173 195V196H174ZM246 195H248V194H244V195H240L241 197L240 198H238L237 200H235L234 201V203L233 204H235V205H239L238 207L240 208V210H239V212H238V210H235V211H237V213H238V215L239 216H237L236 218H238L237 220H238V226H240V230H241V235L243 234V238H244V241H246V242H249V241H251V242H249V243H255L256 242V237L255 236H253V234H254V232L252 231L253 230V228H252V225H250L249 223H247L246 222V219H248V217L251 215V214H254V216L253 217H255V215L256 216H261V218L259 219V218H257V219H259V221H260V226H263L264 225V213L263 212H260V209H259V212L260 213H257V212H255L254 211V208L255 207H253L250 203L251 202H249V198L250 197H248V196H246ZM73 196V198H74V196H75V198H77V197H81L80 199H82V196L81 195H72ZM91 196V195H90ZM113 196H115L116 197V195H113ZM162 196V195H161ZM172 196V197H173ZM177 197H178V194L176 195ZM254 196V195H253ZM252 196V197H253ZM260 196H262L261 195V193L259 194V196H258V199H259V197ZM43 197H44V194H43ZM52 197H53V195H52ZM51 197V198H52ZM60 197V196H59ZM84 197H83V200H87V201H89L90 199L89 198H93V197H89V196H87V198L89 199H84ZM110 197V199L112 198L111 196H109L108 195V198ZM121 197H123L122 196V194H121ZM121 197H119L120 199H122ZM129 197V198H130ZM169 197H171L170 195H169ZM171 197V198H172ZM180 197V196H179ZM41 198V197H40ZM45 198V197H44ZM44 198L43 199H40V201L41 200H44ZM70 198V197H69ZM72 198V197H71ZM74 198V200H76L77 201V199H75ZM107 198V201L109 200L110 201V199H108ZM118 198V197H117ZM146 197H145V192L144 193H142V194H140L139 195V198L137 199V202L135 203V201L133 200V199H131V201H134V205H132V207H130V209L128 208L127 210H125L124 212H123V222L124 223H122V224H124V227H126V228H130V230H132V231H134L133 229H134V227H136V220H134V219H137L140 215H141V217L143 216L141 213H142V207H140V205H139V203H141V201L143 200V201H145L144 199H145ZM149 198H150V196H149ZM148 198V199H149ZM162 198V197H161ZM168 198V197H167ZM181 198V197H180ZM184 198V197H183ZM197 198V197H196ZM261 198V197H260ZM49 199H50V197H49ZM48 199V200H49ZM80 199H78V200H80ZM151 199V198H150ZM182 199V198H181ZM192 200L194 199V195H193V197L191 198ZM191 199H189V200H191ZM247 199V200H246ZM252 199V198H251ZM262 199H264V198H262ZM56 200V199H55ZM57 200H59L58 198H57ZM56 200V201H57ZM72 203H73V207L76 205L74 202H73V200H71V199H69ZM93 200V199H92ZM97 200H99V199H97ZM160 200V199H159ZM183 200V199H182ZM195 201H196V199H194ZM261 200V199H260ZM44 201H46V200H44ZM51 201V200H50ZM81 201V203H82V207L83 208H85L84 206H83V203L84 202H82V200H80ZM80 201L79 202H76L77 204L79 203L80 204ZM93 201V202H94ZM101 200H99L98 201V204H100V203H102V202H100ZM105 201V200H104ZM119 201V200H118ZM128 201V200H127ZM127 201L126 202H124V203H126V204H124V205H130V204H128L127 203ZM154 201H156V200H153V202ZM162 201V200H161ZM161 201H159V202H161ZM173 201H175V199H173ZM237 201V202H236ZM257 201V200H256ZM71 202H68L69 203V205H72L71 204ZM91 203V205H93L94 203ZM130 202V201H129ZM147 202V201H146ZM176 202H178V201H176ZM176 202L174 203L175 205H176ZM186 202V201H185ZM185 202H182L183 204L185 203ZM252 202H255V200L254 201H252ZM258 202H261V201H258ZM42 203H44V202H42ZM66 203V202H65ZM96 203H97V201H96ZM123 203V202H122ZM122 203L120 202L119 204H121L122 205ZM131 203V202H130ZM155 203V202H154ZM158 202L156 201V204H157ZM186 203H188V202H186ZM194 203V202H193ZM51 204V203H50ZM85 204V203H84ZM86 204H88V203H86ZM98 204H94L92 207L93 208H95V206H97L96 208H99V207H101L102 209L103 208H105V205H104V207H102L101 205L99 206ZM119 204H118V206H119ZM149 204V203H148ZM151 204V203H150ZM153 204V203H152ZM160 204V203H159ZM162 204H164V203H162ZM166 204H167V202H166ZM173 204V205H174ZM178 204H179V202H178ZM183 204H182V206H183ZM189 204V203H188ZM188 204H186V206L188 207ZM192 204V203H191ZM190 204V205H191ZM195 204V203H194ZM232 204V205H233ZM52 205H54V206H56L54 203H52ZM81 205V204H80ZM80 205H77V206H75L76 207V210H75V207H74V210L76 211V214H77V212H78V214H77V216H79V215H81V214H79V212H82L83 213V210H80V209H78V206H79V208L81 207ZM139 205V206H138ZM189 205V206H190ZM235 205H233V206H235ZM44 206V205H43ZM53 206V207H54ZM58 206V205H57ZM66 206H68V205H66ZM158 206H160V205H158ZM181 206V205H180ZM194 206V205H193ZM203 205H201V206H199L200 208L202 207ZM231 206V205H230ZM46 207V206H45ZM52 207V206H51ZM81 207V208H82ZM145 207H147V204H145ZM150 207V206H149ZM161 207V206H160ZM176 207L178 208L179 206L178 205H176ZM191 207V206H190ZM39 208V207H38ZM50 208V207H49ZM58 208V207H57ZM63 209L64 208H66V207H62ZM82 208V209H83ZM88 208V207H87ZM92 208V209H93ZM95 208V209H96ZM101 208H99L98 209V211H100V210H102ZM163 208V207H162ZM167 208V207H166ZM176 208V209H177ZM183 208V207H182ZM194 208V207H193ZM199 208V209H200ZM234 208H236V207H234ZM260 208V207H259ZM30 209V208H29ZM32 209V208H31ZM69 209H71L70 211L73 213V208L71 207H69ZM91 209V208H90ZM95 209H93V210H91V212H90V210H89V212H90V214L92 213V214H96L98 211H96V213H95ZM106 209H107V204H106ZM106 209H103V210H105L106 211ZM121 209H122V207H121ZM144 209V208H143ZM155 209V208H154ZM181 209V208H180ZM183 209H185V207L183 208ZM182 209V211L184 212L185 210H183ZM203 209H204V207H203ZM202 209V210H203ZM207 211H209L207 208H205ZM204 209V210H205ZM233 209V208H232ZM258 209V208H257ZM40 210V209H39ZM44 210V213H45V210H46V208H44L43 209ZM50 210H52L51 208H50ZM57 210V209H56ZM67 210V209H66ZM80 210V211H79ZM123 210V209H122ZM121 210V211H122ZM152 210V209H151ZM162 210V209H161ZM195 210V209H194ZM201 210V209H200ZM205 210V211H206ZM211 210V209H210ZM53 211V210H52ZM63 211H65V210H62L61 212H63ZM69 210H68V212H66V214H70L71 212H70ZM75 211H74V213H75ZM85 211V210H84ZM92 211H94V213L92 212ZM119 211V210H118ZM148 211V210H147ZM150 211V210H149ZM148 211V212H149ZM170 211V210H169ZM172 211H173V209H172ZM188 211H189V209H188ZM188 211H186V212H188ZM192 211V210H191ZM197 211V212H196ZM196 211H193V212H188L189 214V216H188V219H189V225H190V227L188 226V233H187V238H186V240H188V242H192L193 243V245H194V247H197V248H199L198 246H204L205 248H208L209 249V247L212 245V246H217V248L219 247V245H220V242H221V240L223 241V237H225L224 239H226V237H227V234L225 235V236H223L222 238H221V235H222V232L224 231L222 228H224V226H223V222L219 225V226H221V227H219V226H217V225H215L214 227L212 226V227H209V223L207 222V221H205L204 220V218H203V215L204 214H201L200 212H198V210H196ZM204 211V212H205ZM206 211V212H207ZM263 211V210H262ZM18 212V211H17ZM31 212V211H30ZM36 212V211H35ZM46 212H47V210H46ZM88 211H86V212H84L83 214H85V213H87ZM89 212H88V214L87 215H89ZM152 212H153V210H152ZM163 212V211H162ZM180 212H181V210H180ZM205 212V213H206ZM212 212V210L210 211V213ZM233 212V211H232ZM27 213V212H26ZM71 213V214H72ZM115 213V212H114ZM119 213V212H118ZM120 213H122V212H120ZM120 213L118 214V216H120V218H121V215H120ZM161 213V212H160ZM175 213V212H174ZM185 213V212H184ZM18 214V213H17ZM65 214V215H66ZM70 214V215H71ZM91 214V216H93ZM144 214V213H143ZM169 214V213H168ZM178 214V213H177ZM181 214V216H183L182 215V213H180ZM213 214V213H212ZM26 215V214H25ZM35 215H36V213H34V217H35ZM43 215H45V214H43ZM74 215V214H73ZM96 215H101V211H100V214H96ZM96 215H94L95 217H96ZM163 215H166V214H163ZM162 215V216H163ZM175 215V214H174ZM208 215V214H207ZM206 215V216H207ZM236 215V214H235ZM38 216V215H37ZM54 216H55V214H54ZM94 216L92 217V218H94ZM101 216H106V212L103 214V211H102V215ZM115 216V215H114ZM158 216V215H157ZM160 216V215H159ZM180 216V215H179ZM180 216V217H181ZM233 216H234V214H233ZM23 217L24 216H20V218H22V219H20V221H17V222H22L23 221ZM27 217V216H26ZM34 217H32V218H34ZM47 217V216H46ZM45 217V218H46ZM72 216H69L68 215V217H56L55 216V218L53 217V218H49L50 219V222L48 223V220L47 221H45V222H47L48 223V225L44 228V230H43V233H40V234H42V242H41V244L39 245V243H38V248H31V243H30V241H28V243H30L29 244V246H30V248H28V246H26V244L24 245V239H22L21 237H23V236H21V234H20V236H19V234H18V236H17V238L18 237H20V239H21V241L23 242H21L22 243V255H21V253H19L21 256L20 257H18V256H14L13 254H11V256L10 255H8L10 258H13L14 260H17V262L19 263H21V264H80V262L83 260V259H74L73 257H72V255L73 256H76V255H74V254H72L73 253V251H74V249L75 248H78L79 249V247H81V248H83V250H84V248H86L87 247V245H88V242H89V238H86V236L84 235V232H83V225H82V223H81V221L79 220V218L78 219H76V220H74V219H72L71 218ZM98 217V216H97ZM96 217V218H97ZM102 217V218H103ZM165 217H167V216H165ZM171 217V216H170ZM169 217V218H170ZM186 217V216H185ZM208 217V216H207ZM211 217V216H210ZM235 217V216H234ZM233 217V218H234ZM252 217V216H251ZM48 218V217H47ZM101 218V219H102ZM117 218V217H116ZM119 218V219H120ZM153 218V217H152ZM160 218H161V216H160ZM164 217H162L161 219H163ZM183 218H184V216H183ZM182 218V219H183ZM214 218V217H213ZM226 217H223L221 220H223V219H225ZM256 218V217H255ZM5 219V218H4ZM18 219V220H19ZM34 219H37V217L36 218H34ZM105 219V218H104ZM107 219V220H106ZM105 220L106 221H108V219H115V218H113V217H110V218H106ZM118 219V218H117ZM113 220L114 222L115 221H118V222H120V224H121V221L120 220ZM160 219V220H161ZM178 219V218H177ZM176 219V220H177ZM187 219V220H188ZM216 219V218H215ZM22 220V221H21ZM26 220V219H25ZM33 220V219H32ZM45 220V219H44ZM94 220V219H93ZM97 220V219H96ZM105 220H104V223L102 222V221H99V220H97L99 223L100 222H102V224L104 225V224H106V222H105ZM122 220V219H121ZM152 220V219H151ZM159 220V221H160ZM166 220H168V219H166ZM165 220V221H166ZM176 220H174V222L176 221ZM217 220V219H216ZM244 220V221H243ZM112 221V222H113ZM146 221V219L145 220H142V224H145L144 222ZM149 221V220H148ZM148 221H146V222H148ZM152 222L151 224L152 225H150V228H149V236H148V238L147 237H145V238H147V242H146V244H147V248H150V249H152L151 248V245H150V240H153V239H155L156 237H159V239L161 238L162 239V241L160 242V240L159 239H157V240H159V243H161L162 245H161V247H158V249H154L153 250V253L152 252H149L148 254H147V256H146V258H145V260H146V264H166L165 262H171V261H166L168 258H167V256L165 255V249H167V251H168V253L171 251V249L172 248H174V243H172V244H170L169 242L170 241H173L174 242V240H176L174 237H176L177 238V236H180V235H177V236H175V233L177 232H173V234H174V236H173V234L172 235H169L168 236V230H167V232H164L163 230H162V228H161V225L159 224L160 222ZM172 221V220H171ZM178 222H179V220H177ZM176 221V222H177ZM215 221V220H214ZM220 221V220H219ZM27 222V221H26ZM30 222V221H29ZM111 221L109 220L108 221V223H110ZM111 222V223H112ZM118 222H116V223H114L115 224V226H116V224L118 225ZM151 222V221H150ZM168 222H169V220H168ZM173 222V223H174ZM184 222V221H183ZM182 222V223H183ZM217 222H218V220H217ZM165 223V222H164ZM172 223V222H171ZM170 223V224H171ZM173 223L171 224L172 225V227H173ZM181 223V224H182ZM185 223V222H184ZM186 223H187V221H186ZM249 224V225H247V224ZM21 224V223H20ZM30 225L32 224V223H29ZM44 224V223H43ZM113 224V223H112ZM181 224H179L178 223V225H179V227H180V225ZM34 225V224H33ZM46 225V224H45ZM102 225V226H103ZM163 225V224H162ZM171 225H169L168 224V226H171ZM176 225V224H175ZM177 225V226H178ZM187 225V224H186ZM185 225V226H186ZM259 225H258V223H257V226H258V229H259ZM36 226H38V224L36 225ZM107 226H108V228H107ZM123 226V225H122ZM177 226H176V228H177ZM34 227H35V225H34ZM104 227V226H103ZM109 225L107 224L105 227H104V229L106 230V233H105V230H104V234H108L109 232L107 231V229H109ZM118 227H120V228H122L121 226H118ZM149 227V226H148ZM163 228L165 227V226H162ZM19 228V227H18ZM97 228H98V226H97ZM100 228V227H99ZM107 228V229H106ZM113 228V227H112ZM117 228V227H116ZM166 228V227H165ZM182 228V227H181ZM186 228V227H185ZM220 228L222 229V230H220ZM28 229H29V227H28ZM34 228H32L31 230H33ZM37 229V228H36ZM38 229H40L39 228V226H38ZM87 229H89V228H87ZM260 229H261V227H260ZM263 229H264V227H263ZM31 230H29V231H31ZM101 231H103L102 229H100ZM126 230V229H125ZM140 230H141V227H140ZM139 230V231H140ZM142 230H143V228H142ZM145 230V229H144ZM187 230V229H186ZM37 231V230H36ZM42 231V230H41ZM110 231H111V227H110ZM124 231V230H123ZM131 231V232H132ZM138 231V230H137ZM146 231V230H145ZM180 231V230H179ZM182 231V230H181ZM180 231V232H181ZM226 231V230H225ZM224 231V232H225ZM256 231V230H255ZM263 232H264V230H262ZM32 232V231H31ZM38 232V231H37ZM91 232V231H90ZM112 232V231H111ZM114 232V231H113ZM116 232H117V230H116ZM116 232L115 233H113V234H115L116 235ZM131 232H129V234L128 233H126V234H128V236L130 235V233ZM142 232V231H141ZM148 232V231H147ZM183 232V231H182ZM181 232V233H182ZM257 232V231H256ZM259 232V231H258ZM101 233H103V232H101ZM118 233H120L119 231H118ZM172 233V232H171ZM112 234V235H113ZM122 234H123V232H122ZM121 234V236L120 235H116V237H115V235L114 236H112V237H114V239L115 238H117V236H119V237H125L126 236V234H125V236L124 235H122ZM132 234H134L135 235V232L134 233H132ZM145 234V233H144ZM177 234V233H176ZM258 234V235H257ZM25 235L28 237V235H30V232H26L25 233ZM24 235V236H25ZM138 235V234H137ZM247 235L249 236V237H247ZM256 235L257 236H259V237H261V234H260V232L259 233H256ZM91 236V235H90ZM109 236V235H108ZM127 236V237H128ZM139 236V235H138ZM247 238V239H245V237ZM93 237V236H92ZM129 237H131V235L129 236ZM129 237H128V239H129ZM133 237H135V236H133ZM173 237V238H172ZM15 238V237H14ZM24 238V237H23ZM91 238V237H90ZM110 238H111V236H110ZM137 238V237H136ZM139 238V237H138ZM138 238H137V241H138ZM243 238H240L241 239V243H243L242 241H243ZM262 238V237H261ZM3 239V238H2ZM38 239V238H37ZM41 239V238H40ZM121 239V238H120ZM123 239V238H122ZM121 239V240H122ZM135 239V238H134ZM133 239V240H134ZM140 239V238H139ZM174 239V240H173ZM181 238L179 237V240H180ZM9 240V239H8ZM8 240H7V242H8ZM29 240V239H28ZM39 240V239H38ZM126 240H127V238H126ZM136 240V239H135ZM259 240V239H258ZM258 240H257V243L256 244H258L259 242H258ZM262 240V243L264 242V239H261ZM0 241H1V238H0ZM35 241V240H34ZM91 241V240H90ZM94 241V240H93ZM114 241V240H113ZM116 241H119V238H117V240ZM136 241V242H137ZM178 241V240H177ZM226 241V240H225ZM253 241V242H252ZM2 242V243H1ZM0 242V259H1V257H3L4 258V256H6L7 255V248H8V246H6L5 247V244L3 243L4 241L2 240ZM10 242H12V241H10ZM19 242V243H18ZM18 244L19 245H21V243H20V241H19V238H18ZM127 242V245H128V242L129 241H126ZM125 242V243H126ZM135 242V241H134ZM145 242V241H144ZM245 242V244H248L249 245V243H246ZM17 243H14V245L16 244L17 245ZM34 243V242H33ZM89 243H93V242H89ZM117 243V242H116ZM120 243H121V245L123 244L122 243V241L121 242H119L118 244L120 245ZM175 243H177L176 241H175ZM180 243H182V242H180ZM191 243V244H192ZM223 243H224V241H223ZM11 244V243H10ZM115 244V243H114ZM117 244V245H118ZM133 244H135V243H133ZM141 244V243H140ZM143 244V243H142ZM141 244V245H142ZM145 244V245H146ZM153 244V243H152ZM178 244H179V241H178ZM8 245V244H7ZM16 245H15V247H16ZM28 245V244H27ZM95 245V244H94ZM121 245H120V247H121ZM126 245V246H127ZM174 245V246H173ZM183 245V244H182ZM196 245V246H195ZM226 245V244H225ZM248 245H246L247 247H249ZM11 246V245H10ZM9 246V247H10ZM123 246V245H122ZM130 246V245H129ZM138 246H139V248H140V245L138 244ZM142 246H144V245H142ZM152 246H155V245H152ZM244 243H243V248H244ZM245 246V247H246ZM258 246V245H257ZM14 247V246H13ZM21 247V246H20ZM117 248L116 249H121V250H123V247L122 248H118V246H116ZM180 247H181V244H180ZM179 247V248H180ZM183 247H185L184 245H183ZM189 247H190V245H189ZM188 247V248H189ZM203 247V248H204ZM227 247H229V246H227ZM226 247V248H227ZM255 247H256V245H255ZM19 248V247H18ZM193 248V247H192ZM217 248L215 249V252L217 253V251H219V250H217ZM250 249L252 248L251 246L249 247ZM249 248L247 249V250H249ZM258 248H261V250L260 249H258V250H260V252H256L255 254H257L256 256H252L251 258H250V260H249V258H248V261H250V264L252 263V264H259V262H261L260 264H264V243L262 244V246L261 247H259L258 246ZM13 249V248H12ZM20 249V250H21ZM125 249V248H124ZM137 249V248H136ZM207 249V250H208ZM242 249V248H241ZM245 249V248H244ZM256 249V248H255ZM15 250V249H14ZM89 250V249H88ZM135 250V249H134ZM170 250V251H169ZM180 250V249H179ZM178 249H177V251H179ZM193 250H194V248H193ZM217 250V251H216ZM228 250V252H229V249H227ZM239 250V249H238ZM254 250V249H253ZM71 251H72V253H71ZM117 251V250H116ZM131 251V250H130ZM151 251V250H150ZM172 251H174V249L172 250ZM187 250H185V252H186ZM191 251V250H190ZM243 251V250H242ZM252 251V250H251ZM15 252V251H14ZM16 252H17V248H16ZM83 252V251H82ZM119 252V251H118ZM121 252V251H120ZM198 252V251H197ZM196 252V253H197ZM211 252V251H210ZM220 252H222V255H224L223 253H224V251L223 250H220ZM220 252H218V253H220ZM237 252V251H236ZM248 252V251H247ZM12 253H13V251H12ZM18 253V252H17ZM75 253V252H74ZM87 253V252H86ZM122 253V252H121ZM120 253V254H121ZM137 253V252H136ZM177 253V252H176ZM176 253H174L175 255H176ZM181 253V252H180ZM179 253V254H180ZM187 253H190V252H188L187 251ZM187 253H184V254H187ZM195 253V252H194ZM195 253V254H196ZM206 253V252H205ZM231 253V252H230ZM252 253V252H251ZM254 253V252H253ZM259 253V254H258ZM16 254V253H15ZM18 254V255H19ZM77 254V253H76ZM80 254V252H78V254L77 255H79ZM82 254V253H81ZM80 254V255H81ZM173 254V255H174ZM190 254H192V253H190ZM195 254H194V256H195ZM207 254V253H206ZM212 254V253H211ZM238 254V253H237ZM237 254H236V256H237ZM240 254H242V253H240L239 252V255ZM247 254V253H246ZM249 254V253H248ZM254 254V255H255ZM86 255V254H85ZM134 255V254H133ZM168 255V254H167ZM181 256H182V258L183 259H186V257H183L184 255H182V254H180ZM193 255V254H192ZM91 256V255H90ZM169 256V255H168ZM187 257H188V260H187V262H188V264H192V260H190L189 258L191 257L192 258V256H190L189 257V254L188 255H186ZM228 256V255H227ZM229 256H231V254L229 255ZM228 256V258H230ZM77 257V256H76ZM80 257V256H79ZM99 257V256H98ZM177 257H179V255H177ZM176 257V258H177ZM202 257H203V255H202ZM226 257V256H225ZM249 257V256H248ZM6 258V257H5ZM9 258V259H10ZM83 258V257H82ZM136 258V257H135ZM169 258H172V255H171V257H169ZM175 258V257H174ZM179 258H177V260H178ZM203 259H206V258H203ZM213 259V258H212ZM211 259V260H212ZM218 259V258H217ZM244 259V258H243ZM97 260V259H96ZM100 259H98V261H99ZM195 260V259H194ZM215 260V259H214ZM229 260V259H228ZM231 260V259H230ZM232 260H234L233 258H232ZM247 260V259H246ZM1 261V260H0ZM95 261V260H94ZM102 261V260H101ZM140 261V260H139ZM197 261L198 260H196V263L195 264H197ZM206 261V260H205ZM213 261V260H212ZM218 260H216V262H217ZM219 261H221V260H219ZM84 262V261H83ZM180 262V261H179ZM182 262H184V261H182ZM181 262V263H182ZM186 262V260H185V263H187ZM200 263H202V261H199ZM204 262V261H203ZM228 262V261H227ZM230 262V261H229ZM242 262H244V261H242ZM263 262V263H262ZM99 263V262H98ZM101 263V262H100ZM172 263V262H171ZM180 263V264H181ZM207 263H208V261H207ZM231 263H233V261H231ZM102 264V263H101ZM123 264V263H122ZM209 264V263H208ZM218 264V263H217ZM220 264H224V263H220Z\"/></svg>",
    "mask_w": 264,
    "mask_h": 264
}]
</instances>
